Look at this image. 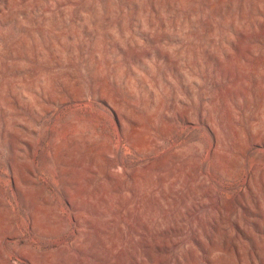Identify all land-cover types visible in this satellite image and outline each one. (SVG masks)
<instances>
[{
    "label": "rangeland",
    "instance_id": "1",
    "mask_svg": "<svg viewBox=\"0 0 264 264\" xmlns=\"http://www.w3.org/2000/svg\"><path fill=\"white\" fill-rule=\"evenodd\" d=\"M0 264H264V0H0Z\"/></svg>",
    "mask_w": 264,
    "mask_h": 264
}]
</instances>
